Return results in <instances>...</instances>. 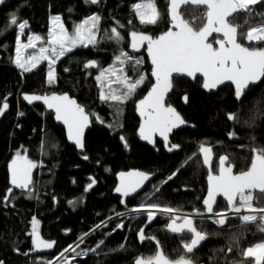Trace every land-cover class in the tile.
Wrapping results in <instances>:
<instances>
[{
	"label": "trees",
	"instance_id": "trees-1",
	"mask_svg": "<svg viewBox=\"0 0 264 264\" xmlns=\"http://www.w3.org/2000/svg\"><path fill=\"white\" fill-rule=\"evenodd\" d=\"M139 2L141 0H100L96 4L90 0H5L0 4V106L5 101L9 104L0 122V264H46L81 238H84L82 248L85 249L69 261L57 264H133L140 256L148 259L156 255L157 248L149 240L153 237L171 260L190 256L198 264H253L252 258H246L242 252L264 241L259 220L244 223L229 217L224 226H219L211 219H196V228L207 233V239L189 255L183 244L190 237L167 232L169 218L158 217L154 225L145 230L148 240L143 243H139L136 235L146 220L145 215L113 219L97 229V225L127 208L148 204L203 214L208 171L202 163L200 146L207 145L213 150L214 173L218 171L221 156L229 157L228 163L239 173L250 167L254 149H264V80L250 87L242 99L236 101L230 85L215 93H206L201 90L200 78L195 82L175 78L168 104L176 107L195 129L185 128L173 134L171 144L181 149L172 154H167L158 140L154 148L139 141L135 104L153 81L147 56L128 50V35L136 31L156 37L165 32L169 27V0H155L161 13L155 25L140 23L132 8ZM252 7L254 12L248 17L244 30L264 23V3ZM185 8L181 13L190 24L193 15L204 11V7L198 6ZM13 14L21 22L28 21L27 35L35 33L42 38L48 37L53 16H60L71 28L74 23L99 15L96 35L99 36L94 44L77 46L59 58L52 65L55 78L50 83L48 61L30 72H23L16 65L18 26L10 22ZM239 16L242 24L245 14ZM197 25L199 21L193 27ZM113 27L118 28L122 40L109 38ZM122 51L142 59L138 71L117 62L116 57ZM91 60L96 61L97 70L86 67ZM112 66L124 67V72L133 79L140 74L146 77L136 93L122 103L101 98V90L108 93L109 81H113L111 87L120 94L121 85L114 82L115 76L111 73L97 80L104 69ZM55 92L69 93L91 116L92 127L86 134L83 154L68 144L64 128L55 124L51 112L40 105L27 106L21 99L25 93ZM185 95L186 103L183 102ZM229 114H236L237 119L231 121ZM232 133L235 135H230ZM16 153L37 161L39 170L28 193L15 191L8 203H4L8 189L7 163ZM131 168L152 173L155 178L141 194L127 199L124 209L113 190L116 174ZM253 195V205L264 207V198L257 201L259 193ZM227 207L226 202L219 199L214 210L223 211ZM34 217L40 221L38 231L43 238L56 242L50 255L32 253ZM120 223L123 227L119 228Z\"/></svg>",
	"mask_w": 264,
	"mask_h": 264
},
{
	"label": "snow or ice",
	"instance_id": "snow-or-ice-1",
	"mask_svg": "<svg viewBox=\"0 0 264 264\" xmlns=\"http://www.w3.org/2000/svg\"><path fill=\"white\" fill-rule=\"evenodd\" d=\"M4 2L5 0H0V4ZM90 2L96 4L100 0H90ZM260 3H264V0H169V16L173 22L172 27L176 28V31H173L170 27L167 32L156 38L135 31L130 33L131 48L139 50L140 47L146 44V50L154 66L152 76L155 78V83L148 95L138 103L140 115L144 118L139 130V134L143 139L154 142L153 136L159 133L167 142L168 133L173 128L185 123L175 108L165 105V96L173 88V73L177 75L186 74L193 78L197 73L202 74L204 77L202 86L208 90L214 89L226 81L232 82L235 85V96L238 100L245 95L250 85L264 80V46H252L254 44L264 45V23L255 27L248 26L246 30L243 28L244 25H248V17L254 12L252 6ZM181 5L205 7L199 15L192 16L190 24L181 15ZM132 8L142 24L155 25L161 19V13L155 0H141V2L133 4ZM240 13L245 14L242 24L239 22ZM100 20L99 15L90 16L76 25L72 32H69L61 22V17L53 16V27L48 40L51 47H41L39 55H29L27 59H23L21 49L35 48V41H40L42 37L38 35L29 36L27 43H21L18 39L16 65L23 72H30L37 67L40 61H48V80L51 83L55 78L52 65L59 58L72 52L78 45L87 46L96 42ZM197 21H199V25L193 27L197 24ZM10 22L12 25L18 26L21 34H24L25 29L28 27V21H19L15 14H13ZM119 27L122 28L123 25H119ZM111 33L113 35L109 37L110 39L117 41L123 39L117 27H113ZM213 33L217 35L213 37ZM209 37H213V39L209 40ZM244 41L247 43H244ZM116 60L122 66H131L133 71H138L137 66L143 63L141 58L133 57L123 51L116 57ZM86 66H95V62H89ZM107 73L115 76L114 82L121 85V91L120 94H117V91L111 87L113 81H109L107 85L108 93L104 94L102 92L101 95V98L106 101L113 100L122 103L126 99H130L146 79L143 74L133 79L124 72V67L117 69L112 66L110 69H104L97 80L101 81ZM25 99L29 102L43 99L49 108H54L56 119L67 125L68 138L74 140L79 147L83 148V130L89 123V117L84 108L76 104L75 100L70 99L67 95H54L52 97L33 95L25 96ZM183 99L187 102V96ZM8 107L7 102H3L0 106V116L4 114ZM229 119L236 120V114H229ZM230 135L234 136L235 134ZM121 139L124 138L121 137ZM176 148H179V145H172L169 151ZM211 151L209 147L203 145L200 147L203 163L209 168H211ZM253 151L254 156L249 169L236 174L233 173V166L230 163H227L226 166L229 157H219V172L217 175H212L210 172V189L203 203L206 206L205 212L210 214L209 219L219 226L226 224L229 219L227 213L231 212L239 216L244 223L259 220L261 222L259 230L264 233V207L253 205V194L257 190L259 195L256 196V200L259 201L264 198V149H254ZM84 158L87 159V157ZM34 167L36 165L27 157H21L17 153L16 159L12 161L10 166L11 184L19 189L29 188V185L32 184L31 173ZM120 175L122 183L116 191L122 192L125 196L129 195L130 191H136L141 186L142 181L148 179V175L144 173H121ZM126 176L129 179L125 180ZM131 177L137 179L132 180ZM92 183H95V181L93 180ZM88 187L91 188L92 184H89ZM11 192L12 189L10 188L5 200L8 199ZM217 195H221L226 199L228 207L224 211L214 210L213 206ZM150 209L169 215L171 223L168 225V229L171 232L186 234L190 237L188 242L183 244L186 253H194L201 242L207 239V233L198 230L192 218L172 215L176 211L174 209L161 208L159 205H142L133 209V211L137 213L142 210L146 211L150 223L156 216V211ZM242 212L249 214H241ZM197 215L203 214L197 213ZM178 219H182V223L177 224ZM99 227L100 225H97V228ZM119 227H123V225H119ZM139 235L141 240L147 238L144 236L143 230ZM151 239H154V237ZM53 244L54 242L48 243L41 240L37 234V247L43 245L51 248ZM65 251H68V249H65ZM228 251L231 252L232 249L229 248ZM242 255L246 258H252L253 264H264V241L249 246L242 252ZM136 264H195V262L190 256H183L178 261L171 262L162 251L158 250L156 256L147 260L138 259Z\"/></svg>",
	"mask_w": 264,
	"mask_h": 264
},
{
	"label": "water",
	"instance_id": "water-1",
	"mask_svg": "<svg viewBox=\"0 0 264 264\" xmlns=\"http://www.w3.org/2000/svg\"><path fill=\"white\" fill-rule=\"evenodd\" d=\"M188 6H194V5H188ZM185 7H187V6H183V5H181V7H180V12H181L182 9L185 8ZM198 7H205V6H198ZM181 15H182V13H181ZM168 17H169V27H168V29H167L165 32H167V31L169 30V28L172 27V25H173V22L170 20V16H169V2H168ZM182 17H183V15H182ZM183 19H184V18H183ZM184 20H185V19H184ZM185 21H186V20H185ZM172 30H173V31H176L177 29L174 28V27H172ZM135 32H136V31H135ZM165 32H163V33H165ZM137 33H144V34L150 35V34H148V33H146V32H137ZM163 33H161V34H163ZM161 34H160V35H161ZM160 35H158V36H160ZM216 35H217V34L213 33V37L216 36ZM150 36H152V35H150ZM158 36H156V37H158ZM152 37H153V36H152ZM156 37H153V38H156ZM213 37H209V40H212ZM214 46H216V45H214ZM146 49H147V45L145 44L143 47H140L139 50H133V49L131 48V36H130V33H129V35H128V50H129L131 53L136 54V55L142 53L143 51L145 52V54H146V56H147V58H148V62H149L150 68H151V70H150V72H149V75H150V77H151V79H152V81H153L151 87H150L149 90L146 92V94H145L141 99H139V100L136 102V104H135V108H136V110H135V112H136V116H137V118L139 119V126H138V128H137V135H138V137H139V141H140L142 144H146V145L149 146L150 148H154V147H155V144H156V141L158 140L159 142L163 143V147H164L165 151L167 152V154H172V153H174V152H178V151L181 149V148L179 147V148L172 149L171 151H169V148H171V146H172V144H171V137L173 136V134L176 133V132H179V131H181V130H183V129H185V128L195 129V127H194L192 124L188 123V122L183 118V116L181 115V113L178 111V109H177L176 107L170 105L171 107L175 108V110L179 113V115L182 117V119L185 121V123L182 124V125H180L179 127L173 128V129L168 133V141L166 142V141L164 140V138H163L162 136L159 135V133H156V134L153 136L152 139H153L154 142H149L148 140H145V139H143V138L140 136V134H139V130H140L142 124H143V119H144V118L140 115V112H139V109H138V103H139L140 100L144 99V98L148 95V93H149V91L151 90L153 84L155 83V78L152 76V71H153L154 66H153V64H152V62H151V58H150V56H149V54H148V52H147ZM92 61L95 62V66H92V67H87V66H86V67H87L88 69L97 70V69H98V65H97L96 61H95V60H91L90 62H92ZM88 63H89V62H87L86 65H88ZM175 78H185V79H188V80L191 81V82H195L197 78H200V79L202 80L201 90L204 91V92H206V93H215V92H217V90H218L219 88H221V87H223V86H226V85H230V86H232L233 89H234V93H235V85H234L232 82H228V81H226L224 84L218 85L216 88L211 89V90H208V89L203 88L202 85H203V83H204V77L202 76V74H199V73L196 74L195 78H193V77H189V76H187L186 74L177 75V74L173 73V76H172V83H173V80H174ZM259 83H261V81L255 83V84H253V85H250V87H252V86H256V85H258ZM250 87H249V88H250ZM172 94H173V88H172V90H170V91L166 94V96H165V105H166V106L169 105V104H168V99L171 97ZM33 95H35V96H40V97H52V96H54V95H55V96H63V95H67L70 99L75 100L76 104H78L79 106H81V105L79 104L78 100H77L75 97H72V96H71L69 93H67V92H65V93H56V92H55V93H51V94H47V95H41V94H35V93H25V94H22V95H21V99L23 100V102H24L27 106L40 105V106H42L47 112H51V113L53 114V118H54L55 124H56L57 126H60V127L64 128L65 133H66V139H67L68 144L71 145V146H73V147H75L78 153L83 154V153L85 152V138H86V134H87V132H88V131L91 129V127H92L91 116H90V114L86 111V109H85L83 106H81V107L84 108L85 113H86V114L88 115V117H89V123H88V125H87V126L84 128V130H83V137H82V140H83V148H81V147H79V146L74 142V140H70V139L68 138V134H67V125H65V124L63 123V121H60V120H57V119H56V113H55V109H54V108H49L48 105L44 102L43 99H41V100H33V101H31V102H29L28 100L25 99V96H33ZM185 96H186V95H185ZM185 96H183V98H184ZM234 97H235V100H236V101H240V100L242 99V98H241V99L238 100V99L236 98L235 94H234ZM183 102L186 103V102L184 101V99H183ZM7 104H8V103H7ZM8 105H9V104H8ZM8 110H9V107L7 108L6 111H4V114H3L2 116H0V122H1V120L4 118V116L7 114ZM230 120H231V119H230ZM203 146H205V147H209V146H207V145H203ZM200 147H201V146H200ZM209 148H210V147H209ZM211 150H212V149H211ZM199 153H200V150H199ZM19 154L21 155V157H27L28 160H30L34 165H36V167H34V168L32 169V173H31L32 184H33L34 175H35V173L39 170V163H38L37 161H35V160H32L31 158H29V157L26 156V155H23V154H21V153H19ZM16 156H17V153L14 154V155L12 156V158H11V159L8 161V163H7V172H8V189H7L6 194L8 193V190H9L10 188L12 189V192H11V195L8 197L7 200H5V197H4V199H3V202H4V203H8V201L10 200L11 196L14 194L15 191L23 192V193L26 194V193H28V192L30 191V189H31V187H32V184H31V185H29V188H27V189H19V188H15V187L11 184V170H10V166H11L12 161H13L14 159H16ZM200 156H201L202 163H203V155H202L201 153H200ZM253 156H254V153H253ZM210 159H211V168H209L208 166L204 165V163H203L204 167H205V168L207 169V171H208V175H207V191H206V194H205V197H204L203 201L207 198L208 193H209V189H210V181H209V174H210V172H211L212 175H217L218 172H219V168H218V172H217V173H214V172H213V169H212L213 162H214V152H213V150L211 151ZM252 159H253V158H252ZM84 160H86V159L84 158ZM227 163H228V162H226V166H227ZM251 163H252V162H251ZM218 164H219V160H218ZM231 165H232V164H231ZM232 166H233V165H232ZM248 169H249V168H248ZM246 171H247V170H246ZM121 173H125V174H128V173H144V174H147V175H148V179L142 181L141 186L138 187V188L136 189V191H134V192H131V191H130L129 195L125 196V195H123L122 192H117V191H116V189H117L118 187H120V186H121V183H122V178H121V175H120ZM233 173L236 174L235 169H234V166H233ZM154 178H155V175H154V174L149 173V172L144 171V170H141V169H137V168H131V169H128V170H122V171H119V172L116 174V185H115V188H114V190H113V195L116 196V197H119V198H120V200H121V205H122V207L125 209V208H127V206H126V201H127V199H129V198H133V197H136V196H138L139 194H141V193L145 190V188L148 186V184H149ZM124 179L127 180V179H129V177L126 176ZM131 179H132V180H135V179H137V178H136V177H131ZM255 193H259L258 190H257ZM5 196H6V195H5ZM219 199H222V200H224V201L226 202V199H225L223 196H221V195H217L216 198H215V204H214V206H213L214 209H215V206H216L217 201H218ZM203 201H202V206H203V208L205 209L206 206L204 205ZM226 204H227V202H226ZM204 214H205L206 216H209V215H210V214H207L206 212H204ZM156 219H157V217L155 216V218L149 223V222H148V218L146 217V220H145L143 226L140 228V230L137 232V235H136V236H137V239H138V241H139V243H143L144 241L148 240L147 238L144 239V240H141L140 235H139L140 232H141V230H143V233H144V236H145V230H146L147 228H150L151 226H153L154 223H155V221H156ZM193 220H194V219H193ZM170 223H171V222H169V223L167 224V226H166V231L169 232L170 234L174 235V236H183L182 234H176V233L171 232V231L168 229V225H169ZM176 223H177V224H180V223H182V221H181V222H176ZM194 223H195V221H194ZM37 234L39 235L40 239L43 240V241H45V242H48V243H52V242H54L53 246H52L51 248L44 247L43 245H41L40 247H37V245H36V237H37ZM149 240H150V241L156 246V248H157V252H158V250L163 252V250H162V248H161V246L159 245V242H158L157 240H155V239H149ZM157 242H158V243H157ZM203 242H204V241H203ZM203 242H201V244H202ZM32 243H33V252H32L33 255H50V254H52V253L54 252V250H55V248H56V242H55V241H51V240H47V239L43 238V236L41 235V233H40L39 231H36V232H34V233L32 234ZM201 244H200V245H201ZM199 247H200V246H199ZM199 247H198V248H199ZM198 248H197V249H198ZM197 249H196V250H197ZM157 252H156V254H157ZM185 252H186V251H185ZM163 254H164V252H163ZM187 254L189 255V254H191V253H187ZM164 255H165V254H164ZM155 256H156V255H155ZM165 256H166V255H165ZM166 257H167V256H166ZM141 258H143V257L140 256V257L136 258L133 264H136L137 260H138V259H141ZM143 259H144V258H143ZM167 259H168L169 261H171V262H175V261H178V260H179V259H178V260H171V259H169L168 257H167ZM145 260H147V259H145ZM195 264H198V263L195 262ZM200 264H204V263H200Z\"/></svg>",
	"mask_w": 264,
	"mask_h": 264
},
{
	"label": "rangeland",
	"instance_id": "rangeland-1",
	"mask_svg": "<svg viewBox=\"0 0 264 264\" xmlns=\"http://www.w3.org/2000/svg\"><path fill=\"white\" fill-rule=\"evenodd\" d=\"M61 22L63 23V25L67 28V30L69 32H72L75 28L76 25L80 24L81 22L79 23H74L72 24V27L69 28L68 27V24L64 22V20L61 18ZM52 27H53V24H52V18H51V21H50V26H49V31H48V37L47 38H42L40 41H35V48H28V49H21V57L23 59H27V57L29 55H39L40 52V48L41 47H45V48H50V44L48 43V40H49V33L51 32L52 30ZM27 29V28H26ZM26 29H25V33L24 34H21L19 32V29H18V35H17V39H16V48H17V40L19 39L21 41V43H27L28 41V37L29 36H33V35H38V34H35V33H29L28 35L26 34ZM39 36V35H38ZM99 36V35H98ZM98 36H96V40L98 39ZM79 47H87L89 46V44L87 46H84V45H78ZM16 49H15V56H14V61H15V58H16ZM45 62V60H42L38 63V65H40L41 63ZM37 65V66H38ZM103 93H105V91L101 90ZM149 205V204H148ZM142 206V205H141ZM137 207V206H136ZM161 207V206H160ZM163 208H170V207H167V206H162ZM173 209V208H171ZM176 210L175 212L176 213H179V212H182V210H177V209H174ZM224 211V210H223ZM122 212V211H121ZM185 213H193V212H188V211H183ZM146 216V215H145ZM157 218L158 217H165V218H169V216H156ZM34 218H35V223H34ZM32 219V225H31V229H32V233H34V229H35V232L39 230L40 228V221L34 217ZM117 219V218H116ZM196 219H194L195 221ZM182 220H177L176 222H181ZM171 222V220H170ZM106 223H103L100 225L99 228L103 227ZM119 225H122L121 223L118 224V227ZM97 228V229H99ZM120 228V227H119ZM84 238L80 239L76 244H73L71 245V248L69 246L68 251H64L63 253L57 255L56 257H54L52 260H49L46 264H57V263H60L62 262L63 260H67L69 261V259H72L74 258V255L78 256L85 248H82V245L84 243ZM75 249L74 251L72 249ZM78 254V255H77ZM58 261V262H57Z\"/></svg>",
	"mask_w": 264,
	"mask_h": 264
},
{
	"label": "built area",
	"instance_id": "built-area-1",
	"mask_svg": "<svg viewBox=\"0 0 264 264\" xmlns=\"http://www.w3.org/2000/svg\"><path fill=\"white\" fill-rule=\"evenodd\" d=\"M255 206V205H254ZM141 206H137V207H132V208H127L125 210H123L122 212L112 216L110 218V220H113V219H116V218H123V217H131V216H140V215H146L147 216V212L146 211H140L139 213L133 211V209H136V208H139ZM161 208H163L161 206ZM151 211H156L155 209H150ZM229 217H236V218H239V216L235 215L234 213H227ZM241 214H249L247 212H242ZM172 215H178L180 217H190L192 219H209V216H206L205 214L203 215H197L196 213H185V212H179V213H176L174 212ZM156 216H169L168 214L166 213H162V212H159V211H156ZM240 219V218H239ZM178 220H182V219H178ZM250 223V222H249ZM58 262V261H57Z\"/></svg>",
	"mask_w": 264,
	"mask_h": 264
},
{
	"label": "flooded vegetation",
	"instance_id": "flooded-vegetation-1",
	"mask_svg": "<svg viewBox=\"0 0 264 264\" xmlns=\"http://www.w3.org/2000/svg\"><path fill=\"white\" fill-rule=\"evenodd\" d=\"M119 31V30H118ZM142 53H144L145 54V52L143 51ZM142 53H140V54H142ZM139 55V54H138ZM146 55V54H145ZM232 121V120H231ZM214 157H215V155H214ZM219 160V159H218ZM218 172V171H217Z\"/></svg>",
	"mask_w": 264,
	"mask_h": 264
},
{
	"label": "bare ground",
	"instance_id": "bare-ground-1",
	"mask_svg": "<svg viewBox=\"0 0 264 264\" xmlns=\"http://www.w3.org/2000/svg\"><path fill=\"white\" fill-rule=\"evenodd\" d=\"M198 149H199V147H198Z\"/></svg>",
	"mask_w": 264,
	"mask_h": 264
}]
</instances>
